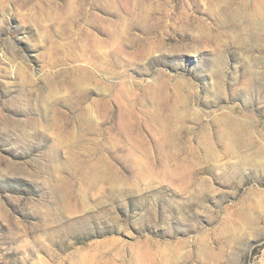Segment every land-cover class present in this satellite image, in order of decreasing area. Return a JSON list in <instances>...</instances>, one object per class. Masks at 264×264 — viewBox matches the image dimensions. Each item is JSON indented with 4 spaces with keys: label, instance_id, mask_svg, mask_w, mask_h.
<instances>
[{
    "label": "rangeland",
    "instance_id": "374dc122",
    "mask_svg": "<svg viewBox=\"0 0 264 264\" xmlns=\"http://www.w3.org/2000/svg\"><path fill=\"white\" fill-rule=\"evenodd\" d=\"M0 264H264V0H0Z\"/></svg>",
    "mask_w": 264,
    "mask_h": 264
},
{
    "label": "bare ground",
    "instance_id": "6f19581e",
    "mask_svg": "<svg viewBox=\"0 0 264 264\" xmlns=\"http://www.w3.org/2000/svg\"><path fill=\"white\" fill-rule=\"evenodd\" d=\"M107 34V36H109L110 37V39H112V43H113V47H115V46H119V44H118V42H119V40H118V33H116L115 31H113V32H111V33H106ZM102 48H104V47H101V48H97V50L101 53V52H103L102 50ZM95 53H98L97 51H95ZM104 53H106V52H104ZM97 56V55H96ZM98 56H99V54H98ZM17 74H20V70L18 69V71H17ZM232 125V124H231ZM233 126V125H232ZM231 126V127H232ZM238 129H240V128H238ZM237 129V130H238ZM225 134H224V137L225 138H232L234 135H235V133H237V131H236V128L235 129H229L227 132L225 131L224 132ZM138 135V134H137ZM232 136V137H231ZM136 137H138V136H135L134 137V142H140V141H138V140H136L137 138ZM173 145V144H172ZM156 155H158L157 157H162V155H166L167 156V153L166 152H162V150L161 149H159V151L158 152H156L155 153ZM155 155V156H156Z\"/></svg>",
    "mask_w": 264,
    "mask_h": 264
}]
</instances>
